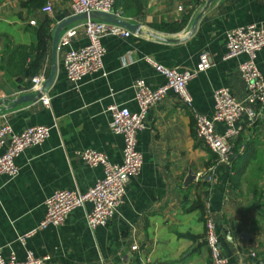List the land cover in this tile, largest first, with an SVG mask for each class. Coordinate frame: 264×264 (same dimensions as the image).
I'll return each instance as SVG.
<instances>
[{"label": "crops", "instance_id": "obj_1", "mask_svg": "<svg viewBox=\"0 0 264 264\" xmlns=\"http://www.w3.org/2000/svg\"><path fill=\"white\" fill-rule=\"evenodd\" d=\"M207 2L115 0L113 15L136 24L138 30L125 28L130 31L126 37L103 35V68L74 84L67 81L62 60L67 48L87 43L79 26L69 46H57L56 72L45 91L50 104L44 107L35 101L11 105L16 98L35 93L33 76H48L52 34L61 20L72 15L69 0H51L50 12L41 10L45 0H0V118L14 132L38 124L51 127L43 143L15 158L14 177L0 175L3 257L13 253L23 260L29 251L47 256L46 264H210L205 242L209 214L227 264H264L260 216L264 174L257 181L254 207L243 179L248 166L242 172L232 161L218 162L197 138L194 117L196 113L211 117L218 87H228L238 99L246 95L238 64L247 55L224 58L226 32L248 24L264 25V0H212L206 6ZM203 51L210 54L212 64L188 82L191 106L167 90L148 110L136 136L142 167L129 178L123 203L111 221L90 229L85 213L91 205L85 203L71 211L62 225L36 229L44 201L56 189L83 192L103 175L101 166L90 167L81 159V151L94 149L112 163L122 161L123 138L110 130L107 106L115 103L137 111V79L150 88L165 84V77L145 57L184 71L194 69ZM255 64L264 75V47ZM237 124L240 132L234 143L245 137L264 158V118L249 124L242 116ZM224 128L216 125L218 132ZM244 162L238 164L243 167ZM188 175L192 178L186 181Z\"/></svg>", "mask_w": 264, "mask_h": 264}, {"label": "built area", "instance_id": "obj_2", "mask_svg": "<svg viewBox=\"0 0 264 264\" xmlns=\"http://www.w3.org/2000/svg\"><path fill=\"white\" fill-rule=\"evenodd\" d=\"M115 0H69L72 15L104 12L115 14ZM41 10L51 11V0H45ZM82 27L87 43L77 48H67L63 55V68L67 81L77 83L82 77L103 68L102 57L105 49L101 43L103 35L128 36L130 31L120 25L89 18L77 26L65 29L59 36V46H69L77 29ZM264 47V25L248 24L235 27L226 32V53L224 58H232L244 53L247 59L238 64V71L245 85L246 95L243 99L235 97L225 86L213 92V113L211 117L194 114L197 138L212 153L218 162L230 163L233 155L234 140L240 132L237 122L246 116L249 124L264 118V75L255 64L257 52ZM145 60L165 77V84L150 88L143 79L135 83L137 111L126 106L112 103L107 106L110 116L109 128L123 138L122 161L110 162L104 153L94 149L80 152L81 159L90 167L101 166L103 175L83 192L75 189H56L44 201V214L36 229L48 225L60 226L71 211L89 203L91 208L85 213L87 226L95 229L106 225L116 215L123 203L129 178L137 175L142 167V154L136 148L137 133L143 128V120L148 110L163 99L167 90H172L179 100L191 106L192 98L187 85L198 72L204 71L212 64L210 54L203 51L198 56L194 69L179 71L165 67L146 56ZM45 80L43 75L31 78V89L36 92ZM44 107L50 104V96L43 92L35 101ZM217 124H223L224 130L218 132ZM48 125H31L20 132H14L11 125L0 118V175L9 178L18 173L15 158L26 148L40 145L50 134ZM7 141V142H6ZM35 229V230H36ZM19 237L23 240L34 231ZM205 242L210 252V264H227L219 247L218 236L210 215L205 217ZM254 255V253H251ZM47 256H35L27 251L23 260H18L13 253L3 257L0 250V264H46Z\"/></svg>", "mask_w": 264, "mask_h": 264}, {"label": "water", "instance_id": "obj_3", "mask_svg": "<svg viewBox=\"0 0 264 264\" xmlns=\"http://www.w3.org/2000/svg\"><path fill=\"white\" fill-rule=\"evenodd\" d=\"M212 0H208L206 6L211 2ZM203 8V11L206 9ZM201 13H199L194 22H193V28L198 20V18L200 17ZM87 17L89 18H94V19H98L104 22H110V23H114L117 25H120L124 28H127L131 31H136L138 30V27L136 24H131L128 23L120 18H118L116 15L110 14V13H104V12H93L90 14H77V15H71L69 17L64 18L63 20H61L56 26L55 29L53 31L52 34V38H51V64H50V72L48 74V76L46 77V79L43 81V83L41 84V87L39 90H37L34 94L32 95H22L18 98H16L11 106H14L16 104L19 103H24L26 101H36L43 92H45L48 87L51 85L53 79H54V75L56 72V51H57V46H58V40H59V36L61 31H63L69 24H71L72 22L78 20V19H86ZM1 105V103H0ZM191 177V175H188L186 177V181H188Z\"/></svg>", "mask_w": 264, "mask_h": 264}, {"label": "trees", "instance_id": "obj_4", "mask_svg": "<svg viewBox=\"0 0 264 264\" xmlns=\"http://www.w3.org/2000/svg\"><path fill=\"white\" fill-rule=\"evenodd\" d=\"M252 141H245V137H238L233 146V154L236 153V157L231 158L233 167L242 171L246 166L247 172L245 171L244 181L247 183L248 192L251 194V202L256 207V192H257V181L260 179L262 174H264V158L263 152H261L260 148L255 147V144L249 143ZM241 145L242 150H240ZM239 160H244V166H240ZM243 163V162H242ZM238 164V165H237ZM236 165V166H235ZM244 172V171H242ZM264 213H261L260 216L264 219Z\"/></svg>", "mask_w": 264, "mask_h": 264}]
</instances>
